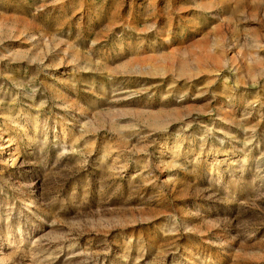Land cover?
Here are the masks:
<instances>
[{
    "label": "rangeland",
    "instance_id": "1",
    "mask_svg": "<svg viewBox=\"0 0 264 264\" xmlns=\"http://www.w3.org/2000/svg\"><path fill=\"white\" fill-rule=\"evenodd\" d=\"M0 146V264H264V0H0Z\"/></svg>",
    "mask_w": 264,
    "mask_h": 264
},
{
    "label": "bare ground",
    "instance_id": "2",
    "mask_svg": "<svg viewBox=\"0 0 264 264\" xmlns=\"http://www.w3.org/2000/svg\"><path fill=\"white\" fill-rule=\"evenodd\" d=\"M2 139H3V138H2ZM3 141H4V142H8L9 140H8V138H5ZM1 144H2V143H1ZM6 144H7V143H6ZM8 145H9V144H7L6 146H8ZM1 146H2V145H1ZM1 146H0V147H1ZM6 146H5V147H6Z\"/></svg>",
    "mask_w": 264,
    "mask_h": 264
}]
</instances>
